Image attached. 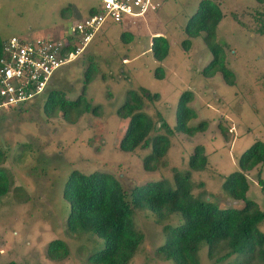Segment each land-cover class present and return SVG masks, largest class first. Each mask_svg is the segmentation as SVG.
Segmentation results:
<instances>
[{
    "label": "rangeland",
    "instance_id": "374dc122",
    "mask_svg": "<svg viewBox=\"0 0 264 264\" xmlns=\"http://www.w3.org/2000/svg\"><path fill=\"white\" fill-rule=\"evenodd\" d=\"M156 9L147 11L134 27L106 22L74 60L59 68L44 94L18 108L0 111V167L9 177V188L0 197V264H92L87 257L102 246V239L89 232L70 233L65 228L68 204L61 191L72 170L112 173L126 192L134 185L166 179L172 186L174 172L187 174L194 198L221 207L240 206L222 189L224 177L238 169V156L256 139L264 142V3L255 0H215L223 14L214 42L222 47L224 64L234 74L227 84L219 72L204 76L202 68L211 58L203 33L191 38L187 50L181 46L183 26L199 0H152ZM99 0H0V37L33 41L36 38L60 40L74 21L87 16ZM63 14H61V10ZM141 20V21H140ZM124 31L130 41L120 40ZM160 32L169 49L162 60L148 50L151 32ZM122 58H125L124 62ZM91 64L92 79L85 98L97 113L83 112L64 119L61 112L43 110L46 93L60 89L66 99L81 91L83 73ZM160 66L163 77L154 76ZM127 90L153 94L144 100L143 112L168 147L152 171L142 169L149 146L134 152L118 149L127 118L117 114ZM192 92L187 103L196 116L188 123L206 120L205 130L193 135L172 131L175 105L180 93ZM195 144H201L211 169L192 170L188 158ZM261 167L247 172V199L264 211V186L256 179ZM131 218L143 239L129 264H173L155 252L170 227L180 224V214L157 219L146 209H134ZM264 232V222L258 225ZM62 240L68 255L59 261L46 256V245ZM198 264H234L238 254L219 259L208 257L200 244Z\"/></svg>",
    "mask_w": 264,
    "mask_h": 264
},
{
    "label": "trees",
    "instance_id": "16d2710c",
    "mask_svg": "<svg viewBox=\"0 0 264 264\" xmlns=\"http://www.w3.org/2000/svg\"><path fill=\"white\" fill-rule=\"evenodd\" d=\"M261 4L264 0H255ZM65 9L61 10L63 14ZM95 6L88 9V15ZM223 14L215 0H199L195 11L186 19L183 26L184 38L181 46L187 50L191 38L203 33V41L209 46L211 58L202 68L204 76L219 72L227 84L234 82L233 72L224 64L222 47L214 42L216 28ZM264 29L258 30L262 34ZM132 33L124 31L120 40L130 41ZM0 37V56L2 55ZM69 49V47L67 48ZM169 44L164 35H154L150 39L149 51L156 60H162L168 53ZM93 67L85 68L80 93L74 99H66L60 89H50L46 93L43 110L49 114L60 111L64 119L79 116L83 112L96 114L99 106L90 107L85 98L86 85L92 79ZM154 76L163 77V70L157 66ZM157 93L144 90L140 93L127 90L126 98L117 108V114L127 118L125 129L118 141V149L134 152L139 147L149 146L150 152L143 158L142 169L152 171L168 147V138L162 134H148L154 129L150 118L143 112L144 100L151 101ZM192 92L184 90L175 105V123L172 131L193 135L205 130L206 120L196 123L188 121L196 116L193 108L187 105ZM18 108V107H17ZM4 152L0 149V162ZM261 167L257 183L264 186V142L254 140L237 158L238 169L228 173L222 181V189L233 200H240V206H217L210 201L194 198L187 174L174 172L172 186L164 179L134 185L128 192L110 172L95 170L83 173L72 170L67 175L61 196L68 204L65 228L70 233L89 232L102 239V246L94 250L87 261L92 264H129L138 245L143 239L136 230L131 218L132 210L146 209L157 219L172 214H180L182 222L167 229L163 242L156 247L158 256L171 260L173 264H198L197 252L200 244L207 246V255L218 253L219 259L238 254L234 264H264V232L258 225L264 222V211L245 197L248 183L245 172ZM188 167L199 170L211 166L201 144H195L188 158ZM9 177L0 167V197L9 188ZM46 256L59 261L68 255L66 244L60 239H52L46 245ZM10 264H15L10 262Z\"/></svg>",
    "mask_w": 264,
    "mask_h": 264
},
{
    "label": "built area",
    "instance_id": "2783aa9c",
    "mask_svg": "<svg viewBox=\"0 0 264 264\" xmlns=\"http://www.w3.org/2000/svg\"><path fill=\"white\" fill-rule=\"evenodd\" d=\"M156 6L152 0H99L95 11L74 21L60 40L4 38L0 56V111L20 107L44 94L54 73L81 54L103 24L142 17Z\"/></svg>",
    "mask_w": 264,
    "mask_h": 264
},
{
    "label": "crops",
    "instance_id": "0c3cea01",
    "mask_svg": "<svg viewBox=\"0 0 264 264\" xmlns=\"http://www.w3.org/2000/svg\"><path fill=\"white\" fill-rule=\"evenodd\" d=\"M97 6H95V8H96ZM90 8V7H89ZM88 15V14H87ZM143 17H137V18H135V19H131V18H127L124 22H122L121 24H124V26H126L125 28H129V27H134L135 25H137L138 24V22H139V19H142ZM141 21V20H140ZM154 35H161V33L160 32H157V31H154V32H151V37L152 36H154ZM151 39V38H150ZM148 50H149V47H148ZM122 60L125 62L126 61V59L125 58H122ZM50 82H51V80H50ZM50 84V83H49ZM236 201H238V202H240L241 203V201L240 200H234V202H236Z\"/></svg>",
    "mask_w": 264,
    "mask_h": 264
}]
</instances>
